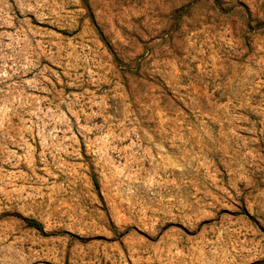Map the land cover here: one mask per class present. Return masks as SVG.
<instances>
[{"label": "rangeland", "instance_id": "1", "mask_svg": "<svg viewBox=\"0 0 264 264\" xmlns=\"http://www.w3.org/2000/svg\"><path fill=\"white\" fill-rule=\"evenodd\" d=\"M0 264H264V0H0Z\"/></svg>", "mask_w": 264, "mask_h": 264}, {"label": "trees", "instance_id": "2", "mask_svg": "<svg viewBox=\"0 0 264 264\" xmlns=\"http://www.w3.org/2000/svg\"><path fill=\"white\" fill-rule=\"evenodd\" d=\"M95 185L98 187V184H97L96 180H95ZM18 217L20 219H22L25 223H27L28 226H30L32 228H35V229H37L39 231H42V232L44 231V226L41 223H39L37 221H34V220L25 219V218H23L21 216H18Z\"/></svg>", "mask_w": 264, "mask_h": 264}]
</instances>
